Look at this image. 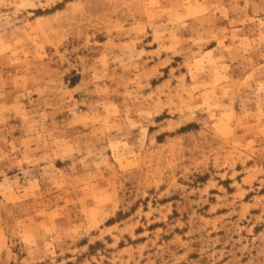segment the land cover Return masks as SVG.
<instances>
[{"label":"rangeland","instance_id":"rangeland-1","mask_svg":"<svg viewBox=\"0 0 264 264\" xmlns=\"http://www.w3.org/2000/svg\"><path fill=\"white\" fill-rule=\"evenodd\" d=\"M0 264H264V0H0Z\"/></svg>","mask_w":264,"mask_h":264}]
</instances>
